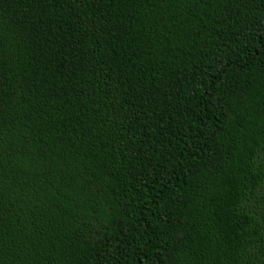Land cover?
Segmentation results:
<instances>
[{
    "label": "trees",
    "instance_id": "16d2710c",
    "mask_svg": "<svg viewBox=\"0 0 264 264\" xmlns=\"http://www.w3.org/2000/svg\"><path fill=\"white\" fill-rule=\"evenodd\" d=\"M0 264H264V0H0Z\"/></svg>",
    "mask_w": 264,
    "mask_h": 264
}]
</instances>
